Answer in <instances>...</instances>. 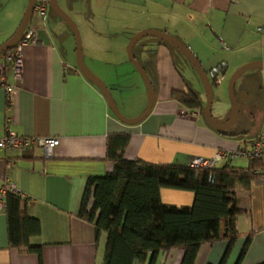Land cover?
<instances>
[{
  "label": "crops",
  "instance_id": "obj_1",
  "mask_svg": "<svg viewBox=\"0 0 264 264\" xmlns=\"http://www.w3.org/2000/svg\"><path fill=\"white\" fill-rule=\"evenodd\" d=\"M149 1L154 2L139 1L147 8L146 12ZM164 1L177 8V11L172 9L176 11L173 16L181 18L189 14L204 18L198 31L189 30L196 27V18H192L180 23L177 32L174 30L181 39L173 35L194 54L204 70L217 64L209 60L214 55L207 61L203 59L206 58L205 51L212 47L206 45L209 43L205 34L209 28H222L227 20L233 18L244 20L246 25L254 22L264 28V0ZM19 4L18 0H0V46L11 38L22 20L23 11ZM34 15L32 13L30 19ZM55 15L46 8L43 17L35 15L37 17L27 25L36 29L37 43L23 48L21 79L15 81L12 71L7 69L4 74L9 93L0 87V136L11 132L18 137L58 139L49 159L44 157L41 148H0V195L4 187L14 186L16 194L26 201L27 213L40 225V234L32 238L30 244L41 246L40 257L9 246L1 200L0 264H102L106 235L101 234L96 240L93 225L79 219L77 213L86 180L104 176L112 170L111 163L105 158L109 134L130 135L124 152L128 161L185 165L195 158L209 160L217 154L251 150L259 135L264 133V86L260 83L264 68L262 72L247 74L253 83L251 91L246 92L244 105L256 126L255 135L251 137L249 131L235 129L219 133L206 123L202 107L195 111L187 110L171 97V92L176 90L189 88L198 92L200 82L195 80L193 67L190 68V64L179 57L177 61L175 50L164 42H146L140 47V61L137 59L154 92L149 115L138 125L120 123L111 114L99 89L78 71L71 36L62 20ZM169 26L164 24L163 28L153 29L147 21V26L143 24L136 32L157 30L166 33ZM94 39L100 41L98 37ZM102 41L107 47L85 48V56L92 64L116 56L113 39L106 36ZM256 60L264 62V57L247 58L239 64ZM178 66L185 70L189 81L180 79ZM132 80L137 104L120 105L119 110L126 119L136 118L146 107L141 85L134 76ZM254 92L260 95L259 101H250ZM199 96L201 98V94ZM226 120L228 117L217 122ZM248 163V157H232L221 159L215 166L231 164L243 168ZM234 195L237 209L235 228L240 238L227 264L236 263L249 235L250 243L241 264H261L264 262V164L262 175L251 183L250 190L237 187ZM160 200L168 206L190 207L193 194L162 189ZM225 247L222 241L201 246L194 264H219ZM182 255L179 250H171L168 254H160L156 264H180Z\"/></svg>",
  "mask_w": 264,
  "mask_h": 264
},
{
  "label": "trees",
  "instance_id": "obj_2",
  "mask_svg": "<svg viewBox=\"0 0 264 264\" xmlns=\"http://www.w3.org/2000/svg\"><path fill=\"white\" fill-rule=\"evenodd\" d=\"M226 68L222 61L205 70L212 88ZM171 97L187 110L202 107L189 88L172 91ZM129 140L127 133L107 135L105 158L112 170L86 180L77 213L79 219L93 225L96 240L106 235L102 264H156L160 254L171 250L183 253L180 264H194L201 246L221 241L226 247L219 264H227L240 238L235 228L234 191L237 187L250 190L251 183L262 175L264 158L250 157L243 168L128 161L124 152ZM162 189L192 193V205H164L160 200ZM3 204L9 246L40 257L41 246L30 244L40 234V225L27 213L26 201L6 191ZM250 239L251 235L247 236L235 264H241Z\"/></svg>",
  "mask_w": 264,
  "mask_h": 264
},
{
  "label": "rangeland",
  "instance_id": "obj_3",
  "mask_svg": "<svg viewBox=\"0 0 264 264\" xmlns=\"http://www.w3.org/2000/svg\"><path fill=\"white\" fill-rule=\"evenodd\" d=\"M14 1L16 2L17 0ZM28 1L29 0H18V2L21 3L19 4L21 6V11H23L22 17L27 7ZM139 1L56 0L58 7L72 20L78 30L81 42V57L85 68L105 83L110 91L114 105L121 116H123L119 110L121 104L127 107L133 103L137 104V95L135 93L136 90L133 86L134 83L132 80L133 76L141 85V88L144 91V101L145 104H147V91L145 85L139 73L135 70V67L128 59L127 48L130 40L137 33L157 30H139L136 32V29H140V26H142L143 24H146L147 26V21H149V27L153 29L161 27L163 28L164 24L166 26L170 25L169 27H167V35L172 38H174L175 36L178 37V39H181V36H176V33L174 32V30H176L177 32V30L180 29V23L188 19L196 18V27H194L193 29H189L194 32L198 31L200 29V25H202L203 21H205L202 17H194L189 14H186L185 17L181 18L173 16V14L177 11V8L174 7L176 11H172V9H174L172 8V3L166 4L164 0H153L154 2L152 3L149 1L148 12H146L145 10L147 8H145V5L143 4L144 0L142 3L143 5ZM47 8L48 10L53 11L50 4L47 6ZM54 14L56 13L54 12ZM55 16L59 20H62L57 14ZM34 17L37 16H32V18L28 22V25H30ZM61 22H63V24L66 26L71 36L73 47L75 48L74 38L68 25L63 20ZM246 23L244 20H238L236 18L229 19L226 23H224V26L222 25V28H209V30L212 32L208 30V33L205 34L207 42L209 43L206 45H211L212 47L210 48V50L205 51L204 57L206 58H203L204 61L214 55L212 59H209L210 61H215V63L224 61L228 64V69L218 76L216 85L212 88V104L210 113L215 121H223L226 119V117L229 118L231 115V102L228 93L230 80L233 74L241 66L249 62H246L242 65L239 63L241 61H245L247 58L254 59L259 57L261 59L262 57H264V28L260 25L254 24V22H252L253 24L248 23L247 25ZM221 32L223 34V38L220 42L219 38L221 37ZM106 36H110L113 39V46L116 47L117 51L116 56L114 58L112 57L109 60H103L105 62H94L93 64L90 63L85 56L87 52L85 49L86 46H101L102 48L107 47V44L102 41L106 38ZM97 37L100 38V41H102L103 43L100 41L96 42L97 40L94 38ZM174 39L176 40V38ZM148 41L156 43L163 42L162 40L152 36L141 38L134 45L132 50L133 56L136 61L137 59H140V47H142V45ZM166 45L169 46V48H171L172 50H175L174 52H176V60L178 59V57L181 58V60H185V62H188L190 64L191 68L192 64L179 50L175 49L168 43H166ZM180 67L181 66H178L179 72L181 73L180 79H184L186 82L187 80L189 81L185 70ZM255 71L262 72V68H256L246 71L237 79L235 83L234 95L238 104L239 115L236 123L229 128L240 131H249V136L251 137L255 135L256 126L252 124V119L249 117V114L244 105V101L247 100V98H245L246 92L249 90L251 91V86L253 83V79L251 77L247 78V74L249 72L253 73ZM193 72H195L197 77L195 80H199L198 82H200L199 90H197L198 92H196V95L199 96L201 94V98L199 96V99H201L200 101L202 103L203 115V111L206 106V93L203 84L198 76V73L195 69ZM241 80H243V83ZM260 83L261 86H264V79L262 74ZM259 96L254 92L250 101H259ZM126 109L128 110L129 108Z\"/></svg>",
  "mask_w": 264,
  "mask_h": 264
},
{
  "label": "water",
  "instance_id": "obj_4",
  "mask_svg": "<svg viewBox=\"0 0 264 264\" xmlns=\"http://www.w3.org/2000/svg\"><path fill=\"white\" fill-rule=\"evenodd\" d=\"M49 4L53 11L68 25L72 36L74 38V43H75V59H76V67L78 71L90 82H92L101 92L103 95L106 104L109 108V110L112 112L113 116L122 124L127 125V126H133V125H138L141 123L150 113L153 103H154V92L153 88L151 85V82L149 80V77L143 67L138 64V62L135 60L132 50L134 45L143 37L147 36H152L157 39L162 40L165 43H168L172 45L175 49L179 50L187 59L188 61L192 64L193 68L196 70L198 73V76L203 84V87L205 89L206 93V106L203 111V117L206 121V123L213 129L218 130V131H224L229 129L232 125H234L238 119L239 115V108L238 104L235 99L234 95V86L237 81V79L246 71L251 70V69H256V68H264V62L263 61H255V62H250L247 63L243 66H241L232 76L229 86H228V93H229V98L231 102V115L226 120L225 122H217L215 121L210 113L211 110V104H212V86L210 83V79L205 72V70L202 68L200 62L197 60V58L194 56V54L182 43L179 41L175 40L174 38L168 36L164 32H157V31H143L140 33H137L132 37V39L129 42L128 48H127V53H128V59L129 61L133 64L135 67V70L139 73L146 91H147V104L144 109V111L137 116L136 118L133 119H126L123 116L120 115L118 110L116 109L114 102L112 100L110 91L108 88L105 86V84L97 78L95 75H93L91 72H89L83 62H82V57H81V42H80V36L78 33V30L75 26V24L72 22V20L58 7L56 0H49ZM33 5H34V0H29L27 7L25 9V12L23 14L22 20L15 31V33L9 38L4 44L0 46V54L11 48L21 37L22 33L26 29L28 22L30 20V17L32 15V10H33Z\"/></svg>",
  "mask_w": 264,
  "mask_h": 264
},
{
  "label": "built area",
  "instance_id": "obj_5",
  "mask_svg": "<svg viewBox=\"0 0 264 264\" xmlns=\"http://www.w3.org/2000/svg\"><path fill=\"white\" fill-rule=\"evenodd\" d=\"M49 5V0H34L32 13L43 17L46 8ZM37 43L36 29L32 26H27L22 33L21 38L13 45V47L0 54V87H4L6 92L9 93V87L5 82V71L10 69L13 73V79L19 81L22 76L23 67V48L27 45H33ZM264 78V69H263ZM58 145V139L55 138H30V137H18L15 134L8 132L4 136H0V148L3 150L18 149L22 150L28 147L41 148L44 153V157L49 159L52 157L53 149ZM264 133L260 134L256 139L251 150H237L234 153L217 154L213 158L207 160L202 158H195L189 166L192 168L198 167H212L223 158L232 157H252L257 159L264 158ZM6 191L16 193L13 185L4 187L1 191L0 202Z\"/></svg>",
  "mask_w": 264,
  "mask_h": 264
}]
</instances>
